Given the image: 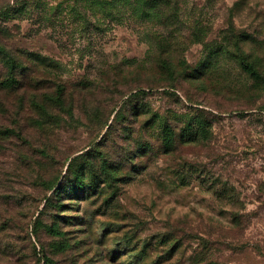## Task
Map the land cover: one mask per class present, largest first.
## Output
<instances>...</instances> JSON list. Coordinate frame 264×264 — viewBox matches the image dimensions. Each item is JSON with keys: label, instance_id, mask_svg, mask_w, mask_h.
Segmentation results:
<instances>
[{"label": "rangeland", "instance_id": "374dc122", "mask_svg": "<svg viewBox=\"0 0 264 264\" xmlns=\"http://www.w3.org/2000/svg\"><path fill=\"white\" fill-rule=\"evenodd\" d=\"M0 47V264H264V0H0Z\"/></svg>", "mask_w": 264, "mask_h": 264}, {"label": "trees", "instance_id": "16d2710c", "mask_svg": "<svg viewBox=\"0 0 264 264\" xmlns=\"http://www.w3.org/2000/svg\"><path fill=\"white\" fill-rule=\"evenodd\" d=\"M238 47L240 48V52H241V55H239V58L241 60L242 67L245 70V72L254 79L263 78L262 73L259 71L258 66L256 65V62L252 60L251 55L246 54L241 49L240 46ZM0 58L7 60L6 64L10 68V75L8 79L5 80L2 84L5 87L21 86L22 83L18 81L16 77V72L18 69L23 67L22 66L23 64L17 58H13L12 56H10L8 52L1 47H0ZM189 131H190L191 139L199 138L200 126H197V125L192 126L191 128H189ZM0 134L5 135L7 134V132L5 133L0 132ZM174 146H175V132L173 131V129H171V127L167 126L165 128L164 147L167 151H171L174 148ZM85 177L86 175L84 173H76V177L74 179L75 188L80 189V190L82 189L81 191H84L87 189V187L85 186L86 184ZM47 263L52 264V261L48 260Z\"/></svg>", "mask_w": 264, "mask_h": 264}]
</instances>
